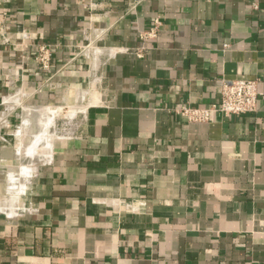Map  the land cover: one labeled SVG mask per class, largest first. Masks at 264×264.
Masks as SVG:
<instances>
[{
  "label": "crops",
  "instance_id": "1",
  "mask_svg": "<svg viewBox=\"0 0 264 264\" xmlns=\"http://www.w3.org/2000/svg\"><path fill=\"white\" fill-rule=\"evenodd\" d=\"M0 264H264V0H0Z\"/></svg>",
  "mask_w": 264,
  "mask_h": 264
},
{
  "label": "built area",
  "instance_id": "2",
  "mask_svg": "<svg viewBox=\"0 0 264 264\" xmlns=\"http://www.w3.org/2000/svg\"><path fill=\"white\" fill-rule=\"evenodd\" d=\"M159 20L155 18L150 24L145 37H155ZM7 38L2 36V40ZM51 49L48 44L38 47L35 59L41 69L49 71L51 68ZM257 79H236L224 82L220 92L219 101L208 106L198 107L182 104L175 108V112L183 116L189 122H207L216 112L223 115H235L251 113L258 108V99L261 95Z\"/></svg>",
  "mask_w": 264,
  "mask_h": 264
},
{
  "label": "bare ground",
  "instance_id": "3",
  "mask_svg": "<svg viewBox=\"0 0 264 264\" xmlns=\"http://www.w3.org/2000/svg\"><path fill=\"white\" fill-rule=\"evenodd\" d=\"M43 135V134H42ZM44 138V137H43ZM41 139V138H40Z\"/></svg>",
  "mask_w": 264,
  "mask_h": 264
}]
</instances>
